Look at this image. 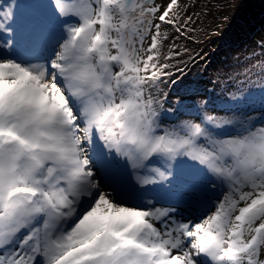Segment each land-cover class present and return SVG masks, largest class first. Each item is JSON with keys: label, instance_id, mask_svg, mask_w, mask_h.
I'll return each instance as SVG.
<instances>
[{"label": "snow or ice", "instance_id": "snow-or-ice-1", "mask_svg": "<svg viewBox=\"0 0 264 264\" xmlns=\"http://www.w3.org/2000/svg\"><path fill=\"white\" fill-rule=\"evenodd\" d=\"M188 7L0 0V264H264V60L185 79Z\"/></svg>", "mask_w": 264, "mask_h": 264}, {"label": "rangeland", "instance_id": "rangeland-1", "mask_svg": "<svg viewBox=\"0 0 264 264\" xmlns=\"http://www.w3.org/2000/svg\"><path fill=\"white\" fill-rule=\"evenodd\" d=\"M159 3H163L164 0H157ZM182 4L189 5L184 15H190L192 19L188 23L193 31L188 33V38L180 36L173 41V37L177 34L172 32L166 41H164V50L167 51L169 43L175 42L177 45L183 44L185 48L189 50V55L193 51L199 53V58L194 59L187 64L184 69L185 79L204 81L205 79H211L203 69L204 63H210V53H214L217 48H220V41H225L224 30L226 26L224 24V15H227L230 11L232 13L231 18L236 25L240 27L243 35H240L237 45L228 42L229 46L223 45V49H220L217 58L210 64L215 65L219 63L223 57L227 48L231 47L233 50H239L240 58L237 63V70L247 66L253 62V60H264V49H258L257 41L261 40V36L264 35V29L260 26L261 14L264 12V3L259 4V10H250L246 5L245 0H180ZM241 6V11L236 12V8ZM183 22V21H182ZM240 32V33H241ZM236 33L234 36H238ZM235 41V38L233 39ZM222 45V44H221ZM178 50V49H177ZM254 52V55L250 59L244 57L248 52ZM181 61L184 57H179ZM176 67L180 69L181 64H177ZM167 87V85H162ZM172 93H168V98L171 99Z\"/></svg>", "mask_w": 264, "mask_h": 264}, {"label": "trees", "instance_id": "trees-1", "mask_svg": "<svg viewBox=\"0 0 264 264\" xmlns=\"http://www.w3.org/2000/svg\"><path fill=\"white\" fill-rule=\"evenodd\" d=\"M216 1H219V0H216ZM257 1L258 0H245L246 5L249 6L250 10H254V11H257L260 8L259 4L257 3ZM260 3H262L261 0H260ZM241 10H242L241 6H239V8L238 7L236 8V12L237 13L239 11H241ZM231 15H232V13H230V11H229V13L227 15H224V17H225L224 18V20H225L224 24L227 25L226 26L227 28H226V30H224V33H223L224 36H225V41L224 42L220 41V43L222 44V45L220 44V48H217L214 53H210L209 58H207L210 63L212 61H214L215 58H217L216 55L219 54V52H220L219 50L220 49H223L222 47H223L224 44L229 46V44H227V43L230 41V42H232L231 44L237 45V43L239 41L238 39L240 38V35H243V32H241L242 30H240V27L238 25H236V22H234L233 19H230ZM236 33H239V35L238 36H234ZM234 38H235V41L233 40Z\"/></svg>", "mask_w": 264, "mask_h": 264}]
</instances>
